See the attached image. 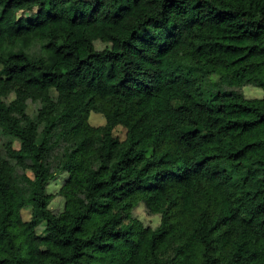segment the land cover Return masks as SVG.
I'll list each match as a JSON object with an SVG mask.
<instances>
[{
  "label": "trees",
  "instance_id": "trees-1",
  "mask_svg": "<svg viewBox=\"0 0 264 264\" xmlns=\"http://www.w3.org/2000/svg\"><path fill=\"white\" fill-rule=\"evenodd\" d=\"M212 74L264 88V0H0V264H264V96Z\"/></svg>",
  "mask_w": 264,
  "mask_h": 264
},
{
  "label": "rangeland",
  "instance_id": "rangeland-1",
  "mask_svg": "<svg viewBox=\"0 0 264 264\" xmlns=\"http://www.w3.org/2000/svg\"><path fill=\"white\" fill-rule=\"evenodd\" d=\"M81 10H89V8H85L84 6H82ZM71 14H75V13L71 12ZM95 45L100 49L104 47V44L100 40H96ZM208 80L212 83H218V86L215 87L223 91H239L242 92L248 98H257L264 96V88L260 86L247 84L240 87L237 86L229 87L226 84L221 83V77L219 74H212ZM208 85H212V84L209 83ZM29 112H33V113L35 112V109L33 108V104L30 105ZM90 122L94 125H101L106 122V119L105 116L102 115L101 113L92 112L90 116ZM115 133L117 136L124 138L126 136V129L123 126L119 125L116 128ZM68 176H69L68 172H63L58 176L57 179L51 181L47 188L48 192L53 194V198L50 202V208L54 209L57 212H61L65 205L64 196L59 194V192L62 185L68 178ZM134 215L140 218L146 225L156 226L160 222V216L149 214L144 203H140L134 208ZM37 232L45 233L44 221H42L38 225Z\"/></svg>",
  "mask_w": 264,
  "mask_h": 264
}]
</instances>
